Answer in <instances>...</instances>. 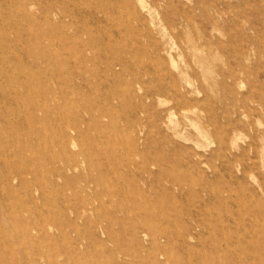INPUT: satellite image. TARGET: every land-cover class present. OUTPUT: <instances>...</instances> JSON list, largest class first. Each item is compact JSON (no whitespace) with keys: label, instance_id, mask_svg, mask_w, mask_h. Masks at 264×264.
<instances>
[{"label":"rangeland","instance_id":"374dc122","mask_svg":"<svg viewBox=\"0 0 264 264\" xmlns=\"http://www.w3.org/2000/svg\"><path fill=\"white\" fill-rule=\"evenodd\" d=\"M0 8V264H264V0Z\"/></svg>","mask_w":264,"mask_h":264},{"label":"bare ground","instance_id":"6f19581e","mask_svg":"<svg viewBox=\"0 0 264 264\" xmlns=\"http://www.w3.org/2000/svg\"><path fill=\"white\" fill-rule=\"evenodd\" d=\"M100 2V1H99ZM29 5L30 6H32L33 7V5H34V3H32V2H29ZM15 5H13V7H14ZM24 8V7H23ZM2 8H0V10H1ZM15 10L16 11H18V9H17V7L15 6ZM24 16L26 17V18H28V19H30V18H33V16H35L33 13H31L30 11H28L27 9H25L24 8ZM4 18V17H3ZM24 21V20H23ZM9 23V22H8ZM26 32H27V30H26ZM51 33H53V31H51ZM132 38V37H131ZM92 41V40H91ZM13 42V41H12ZM2 45V44H1ZM124 53V52H123ZM124 55V54H123ZM35 56V55H34ZM52 56V55H51ZM84 56H85V54H84ZM126 58V57H125ZM112 61V60H111ZM93 62V61H92ZM107 63H109V62H107ZM110 65V64H109ZM113 65V64H112ZM135 66V65H134ZM156 76V75H155ZM8 79V78H7ZM138 79V78H137ZM22 80H23V78H22ZM8 82H10V80L8 81ZM22 83V82H21ZM17 84V83H16ZM19 84V83H18ZM24 85H25V83H24ZM83 87V86H82ZM85 87L87 88V85H85ZM84 88V87H83ZM89 88V87H88ZM26 91V90H25ZM8 92H10V91H7V93ZM78 103V102H77ZM17 115V114H16ZM20 115V114H19ZM20 117V116H19ZM8 123V122H7ZM22 124H24L23 122H22ZM26 124V123H25ZM24 124V125H25ZM27 126H28V124H27ZM26 131H28V129L26 130ZM75 134L74 136L72 135V134ZM2 134H3V132H2ZM10 135V134H9ZM78 135V133H77V131L74 129L73 131H71V132H69V133H66V137L62 140V147H63V149L64 150H66V151H70V149H72V148H75L76 146H77V143H76V136ZM36 145V144H35ZM31 146V145H30ZM134 147V146H133ZM81 148V147H80ZM42 151V150H41ZM47 152V151H46ZM38 153V152H37ZM9 154V153H8ZM74 154V153H73ZM11 155V154H10ZM14 155H16V154H14ZM59 158V157H58ZM57 158V159H58ZM58 161H60V160H58ZM33 163V162H32ZM142 163V162H141ZM95 180V179H94ZM119 185V184H118ZM131 199V198H130ZM133 204V203H132ZM122 208V207H121ZM31 220V219H30ZM25 225V224H24ZM150 231H152V230H150ZM127 235V234H126ZM166 236V235H165ZM116 237V236H115ZM189 241V235H188V233H186L185 235H182L181 236V242H184V243H186V242H188ZM126 242H128V241H126ZM153 242H156L155 241V239H153ZM157 243V242H156ZM137 246V245H136ZM158 246H160L159 244L158 245H156L155 247H154V249H155V251L156 252H158V253H162L161 252V248L160 247H158Z\"/></svg>","mask_w":264,"mask_h":264}]
</instances>
